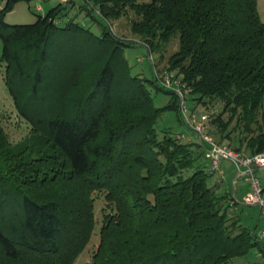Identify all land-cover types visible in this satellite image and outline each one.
<instances>
[{
  "label": "trees",
  "instance_id": "16d2710c",
  "mask_svg": "<svg viewBox=\"0 0 264 264\" xmlns=\"http://www.w3.org/2000/svg\"><path fill=\"white\" fill-rule=\"evenodd\" d=\"M31 1L5 0L0 61L17 112L46 134L49 151L28 165L0 128V264H73L95 227V193L103 194L107 214L84 264H241L237 259L254 248L264 253L254 230L229 215L230 196L218 192L208 172L206 144L159 127L161 115L173 111L190 136L176 95L157 84L149 64L150 80L130 73L123 50L134 43L114 38L104 21L131 9V33L160 58L162 46L176 38L165 71L189 90L190 112L221 102L209 120L219 130L220 139L213 138L231 146L239 127L236 141L255 155L264 152V23L257 0L56 1L33 24L4 22L16 4ZM74 7L99 24L98 34L69 17ZM151 90L170 102L156 107ZM53 91L63 93L67 108L47 120L31 119L19 104L49 101ZM258 116L263 121L252 137ZM11 159L16 163L6 165Z\"/></svg>",
  "mask_w": 264,
  "mask_h": 264
},
{
  "label": "rangeland",
  "instance_id": "374dc122",
  "mask_svg": "<svg viewBox=\"0 0 264 264\" xmlns=\"http://www.w3.org/2000/svg\"><path fill=\"white\" fill-rule=\"evenodd\" d=\"M69 1L72 0H68V2ZM56 3L57 2L55 0H33L29 4L20 2L16 4L13 10L5 16L4 22L8 25L33 24L36 20V16H43L50 8L54 7ZM4 5L5 0H0V10L4 7ZM92 7L93 8L91 9V11L93 15H95V17H97L98 19H103L99 14L98 9H95L94 6ZM257 12L260 21L264 23V0H257ZM86 14L87 13L83 11L79 12L78 8L76 7L70 9L69 11V17L77 15V17L75 18L77 22L86 26V28L90 27L94 33L98 34L100 31L99 24L90 16H86ZM135 19L136 17L134 12L126 7L125 9H122V12L117 16L107 20H103L108 25L110 33L114 38L134 43L131 46L124 48L123 50V56L127 61L128 67L130 68V73L135 76L138 75L143 79L150 80L151 72L146 60L148 51L142 44H140L142 43L141 38L131 33V22ZM177 50L178 41L176 38H173L169 43L162 46L161 58L158 57V54L149 52V56H151L150 67L152 71H157L158 73H162L163 71H165L169 57H171ZM1 55L2 43L0 40V60ZM138 57H143L144 62L139 63L137 61ZM4 71L5 64L4 62L0 61V128L2 129L7 139L8 145L12 148L14 154H23L19 158L20 161H26V164L29 165L33 163V161L38 157L43 155L46 151H49L47 144H44V136H46V134L39 130L34 131L33 126L19 115L17 109L15 108L14 100L11 97L9 89L3 80L2 75L4 74ZM62 94V92L56 91L55 93V91H53V99H49V101H38L37 103L31 102L26 98H22V100L19 101V104L20 106L24 105L23 108L27 110L28 116L32 117L31 119L47 120L55 112L61 110L62 108H67L66 103L64 105V102L61 101L64 98V96L61 98ZM151 95L153 103L156 107H162L169 103L171 100V96L164 94L163 92H155L154 90H151ZM188 106H190V101L188 102ZM221 108V102H214L211 107H208L204 110L205 113L203 109L199 107L196 109L197 112L205 114L208 117V129L212 131V136L217 140L220 139V135L218 133L219 130L216 129V125H209V120L214 119L221 111ZM228 117L229 114L225 113L224 115H222V121H226ZM256 119L257 124L251 125V128L253 130V132L251 133L252 137H255L257 135V125H261L263 121V118L261 116L256 117ZM158 125L160 128H169L174 133H188L186 132L185 128L178 122L177 115L173 111H167L163 113L160 117ZM232 129L233 124L229 126L227 131H231ZM239 130L241 131L239 127L238 129L233 130L231 139L228 140L229 144L234 150H236V147H239L242 154L249 156L250 152L249 150H247L245 142L241 145V142L236 141L242 136L238 135L240 133ZM224 143L228 142L224 141ZM19 159H17V161ZM13 163H16V159H11L10 164L6 163V165L10 166ZM220 165L222 170H224L225 172V177L220 183L218 192L222 194L225 192L228 193L230 199L234 198V200L237 202L234 207L228 208L229 215L236 217L242 225L247 226L251 230H254L255 234H257L258 238L264 245V238H261L259 236L260 231L264 227V220L259 217L257 208L248 207L243 205L242 203V197L247 190L246 182L240 178H236V170L230 162L221 161ZM39 173H42V170H40ZM256 176L264 185V170L257 171ZM232 192H235V195H232ZM93 198L95 227L92 231L89 242L73 264H84L90 262L91 257L99 243V229L101 227L103 216L107 214V211H105V201L102 193H95L93 195ZM237 260L241 264H264V253L260 252L257 248H254L250 250L246 256Z\"/></svg>",
  "mask_w": 264,
  "mask_h": 264
},
{
  "label": "built area",
  "instance_id": "2783aa9c",
  "mask_svg": "<svg viewBox=\"0 0 264 264\" xmlns=\"http://www.w3.org/2000/svg\"><path fill=\"white\" fill-rule=\"evenodd\" d=\"M60 3H67L68 0H55ZM149 65L151 56L146 57ZM139 63L144 62L143 57H138ZM154 80L164 90L173 92L178 98V110L184 125L190 130V136L181 134L178 136L183 141H191L192 137L199 138L207 146L205 151V160L208 172L216 179L217 183H221L225 177L220 162H230L236 170V178H240L246 182L247 190L242 197V203L248 207L258 209L259 217L264 220V185L256 176V172L264 170V152L255 155H244L234 150L229 145L218 143L211 134L207 132L208 117L205 114L190 112L188 106L189 90L186 89L180 81L172 80L167 71L158 73L152 71ZM237 202L231 198L228 202L230 208L234 207ZM259 236L264 238V227L260 231Z\"/></svg>",
  "mask_w": 264,
  "mask_h": 264
},
{
  "label": "crops",
  "instance_id": "0c3cea01",
  "mask_svg": "<svg viewBox=\"0 0 264 264\" xmlns=\"http://www.w3.org/2000/svg\"><path fill=\"white\" fill-rule=\"evenodd\" d=\"M37 9H40V8H37ZM235 182V181H234ZM232 195H235V192H232ZM233 197V196H232ZM258 210V209H257ZM259 215V214H258Z\"/></svg>",
  "mask_w": 264,
  "mask_h": 264
}]
</instances>
